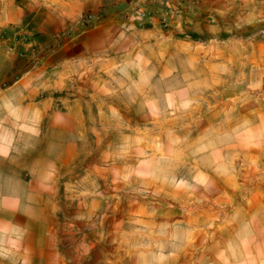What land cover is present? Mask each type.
<instances>
[{"label":"crops","instance_id":"crops-1","mask_svg":"<svg viewBox=\"0 0 264 264\" xmlns=\"http://www.w3.org/2000/svg\"><path fill=\"white\" fill-rule=\"evenodd\" d=\"M87 14L103 20L85 25ZM167 100L205 112L209 131L214 100H237L240 129L264 133V0H0V264H264V143L218 206L213 193L143 205L140 234L119 236L118 205H97L89 134L97 144V126L119 117L134 131ZM77 165L85 173L61 191ZM61 228L82 233L78 250ZM102 242L141 246L97 257Z\"/></svg>","mask_w":264,"mask_h":264},{"label":"rangeland","instance_id":"rangeland-1","mask_svg":"<svg viewBox=\"0 0 264 264\" xmlns=\"http://www.w3.org/2000/svg\"><path fill=\"white\" fill-rule=\"evenodd\" d=\"M173 86L159 87L168 91ZM164 102L167 108L158 114L151 110L149 117L135 116L134 131H126L119 117L118 125L111 130H104L105 124L97 126V144L93 134H89L83 157H97V205H118L119 236L131 231L140 234L143 205L174 208L188 203L190 195V199L197 195L200 204L205 203L206 193L210 197L213 193L218 206L223 195L227 196L239 183L237 178L229 179V175L245 171L247 151L253 152L256 145L264 143V133L240 129L243 124H239L237 100H229L231 105L225 110L216 109L222 101L214 100L212 131L206 130L205 112L190 116L188 111L181 115L179 110L171 109L174 101ZM207 171L210 175L206 176ZM84 173L77 165L59 176L58 187L63 191L65 184L70 188L77 186L78 175ZM65 214L68 218L74 216L70 209ZM63 232L70 236V249L78 250L77 240L82 233L78 234L76 228L68 232L61 228L60 233ZM101 234L110 239L107 233ZM137 246L141 245L102 242L97 244V257H109L110 253L125 256ZM95 247L81 245L79 249L88 252Z\"/></svg>","mask_w":264,"mask_h":264},{"label":"built area","instance_id":"built-area-1","mask_svg":"<svg viewBox=\"0 0 264 264\" xmlns=\"http://www.w3.org/2000/svg\"><path fill=\"white\" fill-rule=\"evenodd\" d=\"M138 13H140V16H145L146 15V10H143V11H138ZM102 17L98 16V15H93V14H87L84 16L83 18V23L85 25H95V24H99L102 22ZM71 34L68 32V31H63L61 33H59L56 38L58 40H61V39H65V38H68L70 37Z\"/></svg>","mask_w":264,"mask_h":264}]
</instances>
